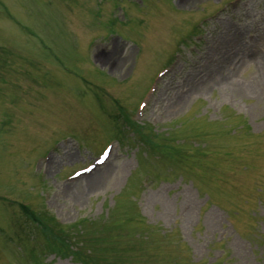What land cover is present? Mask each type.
<instances>
[{"label": "rangeland", "instance_id": "1", "mask_svg": "<svg viewBox=\"0 0 264 264\" xmlns=\"http://www.w3.org/2000/svg\"><path fill=\"white\" fill-rule=\"evenodd\" d=\"M229 1L0 0V264H264V0Z\"/></svg>", "mask_w": 264, "mask_h": 264}, {"label": "bare ground", "instance_id": "2", "mask_svg": "<svg viewBox=\"0 0 264 264\" xmlns=\"http://www.w3.org/2000/svg\"><path fill=\"white\" fill-rule=\"evenodd\" d=\"M258 39H259L258 42L262 43V41L264 40V32L260 34V36L258 37ZM161 40H162V38H160V41ZM256 43H257V41H256ZM111 55H112V53H111ZM111 55H109V56H111ZM109 56H107L106 59H110L111 57H109ZM112 57H113V55H112ZM249 57H251L253 60H255V56L254 55L251 56V54H250ZM224 65H225V62L223 60H221V61H219V65L217 64L214 68H212L213 70H210L209 71V73H208L207 77L205 78V80H201L200 82L199 81L196 82L195 80H192L190 82V84H189V87H188L189 89H187L185 91V93H183V94H176L174 96V101H172V106H174L176 104H179L178 107H177V109L178 108H181L185 104V97L186 96H189V95H191L193 93H198V92H201V91L206 90L208 88V86H210V82L213 83V82L216 81L214 79V75H217L219 73V71H218L217 68L220 69V67H222ZM195 74L197 75V73H195ZM195 74H194V76H195ZM96 172L95 173H91V174H89L86 177V178H88L87 179L88 180V183L87 184L97 183L99 181L100 177H98V178H92V176L94 174H96ZM66 187L67 186H63L62 188L63 189H66ZM69 191L70 190H68V192Z\"/></svg>", "mask_w": 264, "mask_h": 264}]
</instances>
